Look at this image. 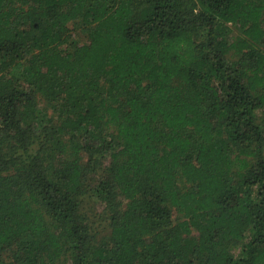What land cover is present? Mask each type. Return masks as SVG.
<instances>
[{
    "label": "trees",
    "instance_id": "obj_1",
    "mask_svg": "<svg viewBox=\"0 0 264 264\" xmlns=\"http://www.w3.org/2000/svg\"><path fill=\"white\" fill-rule=\"evenodd\" d=\"M0 264H264V0H0Z\"/></svg>",
    "mask_w": 264,
    "mask_h": 264
},
{
    "label": "rangeland",
    "instance_id": "obj_2",
    "mask_svg": "<svg viewBox=\"0 0 264 264\" xmlns=\"http://www.w3.org/2000/svg\"><path fill=\"white\" fill-rule=\"evenodd\" d=\"M82 38H84V35H82L80 32H76L75 36H74V39L77 41V40H81ZM94 203L91 202L90 205H92ZM99 206V205H98ZM100 207V206H99Z\"/></svg>",
    "mask_w": 264,
    "mask_h": 264
}]
</instances>
